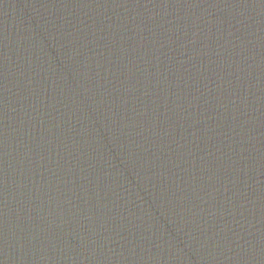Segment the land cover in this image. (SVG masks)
<instances>
[{"label":"water","instance_id":"1","mask_svg":"<svg viewBox=\"0 0 264 264\" xmlns=\"http://www.w3.org/2000/svg\"><path fill=\"white\" fill-rule=\"evenodd\" d=\"M0 264H264V0H0Z\"/></svg>","mask_w":264,"mask_h":264}]
</instances>
